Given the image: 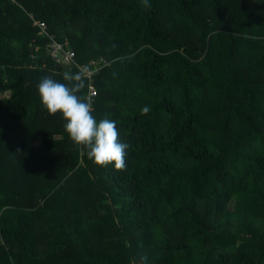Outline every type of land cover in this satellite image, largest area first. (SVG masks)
<instances>
[{
    "label": "trees",
    "instance_id": "16d2710c",
    "mask_svg": "<svg viewBox=\"0 0 264 264\" xmlns=\"http://www.w3.org/2000/svg\"><path fill=\"white\" fill-rule=\"evenodd\" d=\"M52 43L108 62L123 169L41 106L44 75L88 102ZM0 264H264V0H0Z\"/></svg>",
    "mask_w": 264,
    "mask_h": 264
},
{
    "label": "clouds",
    "instance_id": "9594fccd",
    "mask_svg": "<svg viewBox=\"0 0 264 264\" xmlns=\"http://www.w3.org/2000/svg\"><path fill=\"white\" fill-rule=\"evenodd\" d=\"M142 3L147 6L149 0H142ZM82 87L83 81L79 75L65 74L62 79L44 75L37 84V94L41 106L49 115L59 114L68 138L75 145L87 149V155L94 165L123 169L128 144L119 139L115 120H97L92 114V105L78 95ZM140 111L146 114L150 108L144 105Z\"/></svg>",
    "mask_w": 264,
    "mask_h": 264
},
{
    "label": "built area",
    "instance_id": "2783aa9c",
    "mask_svg": "<svg viewBox=\"0 0 264 264\" xmlns=\"http://www.w3.org/2000/svg\"><path fill=\"white\" fill-rule=\"evenodd\" d=\"M44 27V24H41ZM49 56L56 62L65 68L71 69L77 67L83 76L88 80L86 98L90 104L97 94V88L95 85V78L99 72L108 65V62L104 58L99 60H91L88 65H81L76 62V55L73 51H65L62 44L52 43L47 46Z\"/></svg>",
    "mask_w": 264,
    "mask_h": 264
}]
</instances>
